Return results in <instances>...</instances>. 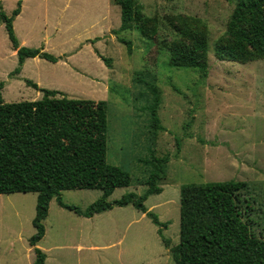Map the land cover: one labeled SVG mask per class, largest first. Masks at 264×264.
Segmentation results:
<instances>
[{"label": "rangeland", "instance_id": "obj_1", "mask_svg": "<svg viewBox=\"0 0 264 264\" xmlns=\"http://www.w3.org/2000/svg\"><path fill=\"white\" fill-rule=\"evenodd\" d=\"M136 1L160 22L153 41L136 30L113 34L121 25L113 0H31L16 20L17 1L0 0V11L13 19L19 46L59 58L55 63L28 59L21 77L8 76L18 58L0 21L4 102L40 99L26 80L69 98L106 102V162L130 177L129 186L115 189L108 201L127 193L143 195L141 182L151 171L145 161L167 156L166 176L158 182L162 192L144 205L166 223L162 235L169 247L179 241L181 186L231 180L246 183L240 196L243 219L264 241V60L241 65L214 57V43L225 32L235 0ZM178 14L200 18L208 27L205 75L168 64L163 46L175 34L165 21ZM119 37L132 42L130 53ZM98 54L111 59L110 68ZM152 88L160 95L157 116L163 130H153L146 110ZM101 194L72 190L60 196L63 203L86 209ZM35 205L34 193L0 195V264L33 262L28 240L35 233ZM43 225L37 247L47 256L45 264H175L157 226L132 205L84 218L52 199Z\"/></svg>", "mask_w": 264, "mask_h": 264}, {"label": "trees", "instance_id": "obj_2", "mask_svg": "<svg viewBox=\"0 0 264 264\" xmlns=\"http://www.w3.org/2000/svg\"><path fill=\"white\" fill-rule=\"evenodd\" d=\"M120 8L121 25L113 34L136 30L149 41L156 39L160 22L149 17L136 0H113ZM13 12L18 15L20 2ZM1 9V7H0ZM8 39L16 51L18 64L11 73H20L27 58H41L55 63L59 58L42 49L19 46L12 18L0 11ZM166 24L175 38L163 48L173 68L202 71L207 69L209 31L200 18L173 15ZM119 42L131 52L132 42L121 37ZM214 57L241 65L264 60V0H235L226 22L225 32L214 43ZM110 68L111 59L98 54ZM25 84L38 90L42 97L35 101L6 103L0 92V195L36 194L32 225L35 233L28 243L35 258L31 264H45L46 255L37 247L45 234L43 222L49 204H57L76 215L91 218L113 207L132 205L157 226V234L170 250L175 264H264V241L255 236L249 222L243 219L241 192L245 182L218 181L181 186L179 193V241L169 247L162 230L166 223L148 211L144 202L162 192L159 180L165 178L167 156L152 157L143 195L127 193L108 201L115 189L128 187L129 174L106 162L107 103L89 99L69 98L55 90L42 89L34 82ZM0 82V90L3 87ZM152 101L146 110L153 130H163L157 116L160 95L150 89ZM180 151V140L176 139ZM72 190H99L101 196L86 209L63 203L60 193ZM251 209V206H246Z\"/></svg>", "mask_w": 264, "mask_h": 264}, {"label": "crops", "instance_id": "obj_3", "mask_svg": "<svg viewBox=\"0 0 264 264\" xmlns=\"http://www.w3.org/2000/svg\"><path fill=\"white\" fill-rule=\"evenodd\" d=\"M14 1H17L16 2V4H18V2H20V7H19V13H18V15H16L15 16V20L22 14V12L25 10V8L27 7V3H28V1H31V0H14ZM114 3V2H113ZM114 5V4H113ZM16 8H17V6H16ZM15 8V9H16ZM14 9V10H15ZM15 51V50H14ZM16 52V51H15ZM37 58V57H36ZM28 59H34V58H27V59H25V61L26 60H28ZM38 59H41V58H38ZM44 60V59H43ZM25 61H24V63H23V65H22V67H21V70H20V73L23 71V66H24V64H25ZM18 74V75H16L17 77L18 76H20L21 77V74ZM8 76H12V75H8ZM9 78H13V77H9ZM31 81V80H30ZM36 84V83H35ZM26 85V84H25ZM4 86V85H3ZM27 86V85H26ZM38 86V85H37ZM27 87H29V86H27ZM39 87V86H38ZM2 89H3V87H2ZM1 89V90H2ZM1 90H0V92H1ZM59 92V91H58ZM41 94V93H40ZM38 97L39 98H41L42 97V94L41 95H38ZM39 100V99H38ZM19 102H21V101H19ZM11 103H13V102H11ZM106 212V211H105ZM38 245V244H37ZM47 257V256H46Z\"/></svg>", "mask_w": 264, "mask_h": 264}]
</instances>
